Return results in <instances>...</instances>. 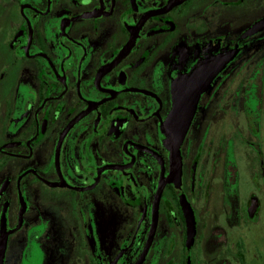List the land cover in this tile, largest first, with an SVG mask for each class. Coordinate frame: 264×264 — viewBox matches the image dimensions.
<instances>
[{
	"label": "flooded vegetation",
	"instance_id": "flooded-vegetation-1",
	"mask_svg": "<svg viewBox=\"0 0 264 264\" xmlns=\"http://www.w3.org/2000/svg\"><path fill=\"white\" fill-rule=\"evenodd\" d=\"M169 1L0 0L1 264H264V0ZM228 53L172 176L174 87Z\"/></svg>",
	"mask_w": 264,
	"mask_h": 264
},
{
	"label": "water",
	"instance_id": "water-1",
	"mask_svg": "<svg viewBox=\"0 0 264 264\" xmlns=\"http://www.w3.org/2000/svg\"><path fill=\"white\" fill-rule=\"evenodd\" d=\"M185 1L188 0H171L161 12L169 11ZM263 26L264 22L256 25L251 29L249 34L255 33ZM234 55V53H228L206 63L191 77L175 85L173 91V109L161 126V130L165 136V145L170 150L172 176H181L182 174L180 148L194 117L201 94L209 88L217 74L227 66ZM182 206L189 225V231H192L194 222L193 212L186 201H182ZM4 248L5 242L3 241L1 243V254H3ZM1 259L2 257L0 256V262Z\"/></svg>",
	"mask_w": 264,
	"mask_h": 264
},
{
	"label": "rangeland",
	"instance_id": "rangeland-1",
	"mask_svg": "<svg viewBox=\"0 0 264 264\" xmlns=\"http://www.w3.org/2000/svg\"><path fill=\"white\" fill-rule=\"evenodd\" d=\"M232 15L237 18L238 24L242 27L249 26L252 22L264 17V11L255 5L248 4L245 8H239L232 12ZM262 234H264V224L261 225ZM264 237V236H263Z\"/></svg>",
	"mask_w": 264,
	"mask_h": 264
}]
</instances>
